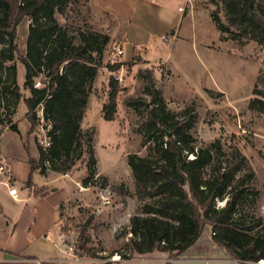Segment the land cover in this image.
<instances>
[{
	"label": "trees",
	"instance_id": "1",
	"mask_svg": "<svg viewBox=\"0 0 264 264\" xmlns=\"http://www.w3.org/2000/svg\"><path fill=\"white\" fill-rule=\"evenodd\" d=\"M215 1L222 4L228 23L225 26L212 15L222 34L264 45V0ZM71 3L72 0H0V127L20 133L12 119L21 101L28 110L29 134L38 125L39 108L43 109L44 122L51 127L49 148L38 147L39 160L29 159V187L33 186L34 174H46V163L53 172L67 175L79 161L85 162V154H90L93 164L96 161L95 130H83L82 122L110 36L73 24L63 26L57 14L66 16ZM25 19L31 24L27 53L22 55L17 39L18 27ZM17 61L25 67L24 89L29 90L28 97L18 84ZM144 75L149 79L148 95L153 100L143 124L142 147L148 154L128 156L135 196L144 206L141 214L130 219V253L118 255L130 260L158 251L176 259L194 246L205 226L210 225L215 243L232 258L243 264L264 261V237L254 234L262 220L236 218L239 200L250 195L258 197L252 185L255 173L247 158L235 146L225 159L220 141L210 148L196 149L191 132L195 110L172 115L152 71L139 72L140 77ZM41 77L45 80L40 83L42 87H37L36 79ZM114 83L112 79L110 104L103 108L106 121H112L116 113ZM253 95L249 110L264 115V72L257 78ZM128 104L132 106L133 102ZM36 194L47 193L42 188ZM219 200L225 202L224 207H217Z\"/></svg>",
	"mask_w": 264,
	"mask_h": 264
},
{
	"label": "rangeland",
	"instance_id": "2",
	"mask_svg": "<svg viewBox=\"0 0 264 264\" xmlns=\"http://www.w3.org/2000/svg\"><path fill=\"white\" fill-rule=\"evenodd\" d=\"M192 1L195 7L209 10L211 17L215 14L221 24L228 26L221 3L215 0ZM93 18L94 13L87 0H72L66 16L57 14V19L63 26L73 24L85 31L108 35V27L92 24ZM30 24L25 19L18 27L17 42L22 55L27 53ZM194 34L207 47L205 51L196 50L184 41L182 57L178 58L177 70L180 77L174 79L168 91L169 95L180 101L164 97L167 111L180 116L188 109L195 110L196 121L191 132L195 137L196 149L210 148L220 141L225 159L235 146L247 158L248 165L255 173L252 185L257 190L258 197L250 195L239 200L236 218L261 219V226L254 234L264 237V115L249 110L257 78L264 72V45L231 34H222L209 13L194 27ZM165 39L169 40L168 37ZM123 43L119 37L113 40L110 37V43L102 57V67L91 88L89 100H92L82 125L83 130H95V164L90 154H85L84 163L79 161L71 172L61 175L50 170L49 163H46L48 171L45 175L50 177L55 188L61 187L67 196L62 205L61 231L65 235L63 246L67 250L66 254L73 260L111 262L117 256L121 260L118 253H130V219L141 214L144 206L135 196L128 156L135 153L140 156L148 154L146 148L142 147L143 124L153 100L148 95L150 82L147 75L140 77V71L135 75L131 72V67L139 62L137 57L126 64L122 74V56L116 55V48H123ZM130 55L131 51L128 49L124 58ZM16 65L21 67L19 86L23 95L28 97L30 92L24 89L25 67L20 61ZM116 66L120 68L114 70ZM156 69L160 79L158 82L154 79L155 85L164 93L170 74L164 65H158ZM147 71L151 70H143L145 74ZM152 73L154 78V72ZM112 79L116 82L117 108L113 120L106 121L103 108L110 104ZM44 80V77L36 79V86L42 87L40 83ZM201 87L208 89L204 99L196 98L182 103L195 94L199 95ZM129 102H133V105L130 106ZM27 111V106L22 101L12 119L14 124H19L23 133H27L31 126L26 118ZM37 116L38 125L32 134V140L37 147L47 150L51 142L48 136L51 127L44 122L42 108L37 110ZM5 129L8 128L0 127L2 131ZM17 146H12L14 151L11 155L16 162H20L21 153L25 151ZM0 165L5 167V173L0 177L11 178L2 158ZM91 169H94L93 174L90 173ZM224 205L225 202L221 200L217 202L218 208ZM212 238L214 239L213 235ZM61 263L70 264L68 261Z\"/></svg>",
	"mask_w": 264,
	"mask_h": 264
},
{
	"label": "crops",
	"instance_id": "3",
	"mask_svg": "<svg viewBox=\"0 0 264 264\" xmlns=\"http://www.w3.org/2000/svg\"><path fill=\"white\" fill-rule=\"evenodd\" d=\"M87 4L94 13L92 24L108 27L107 33L112 40L115 37L123 40L122 74L126 64L137 57L139 62L131 67L132 74L150 69L158 82L160 76L156 67L164 65L170 75L163 95L180 101L169 95L168 91L174 79L180 77L177 68L178 58L182 57L184 50L183 43L186 40L188 46L205 51L207 46L195 36L194 27L207 13L212 19L210 11L195 7L193 1L187 4L181 0H87ZM181 7H186V11L181 12ZM167 37L169 40L165 39ZM128 49L131 55L124 58ZM200 91L199 95L195 94L182 103L196 98L204 99L208 89L201 87ZM18 129L19 134L5 129L0 136V158L11 177H0V264H62L63 261L70 264H243L219 248L212 238L210 225L205 226L195 245L176 259H171L169 253L158 251L111 262H85L68 258L63 246L65 235L61 231L62 205L67 199L66 193L61 187L55 188L48 175H40L39 172L34 174L33 186L27 185L31 172L29 159L32 157L38 161L40 155L32 134H29L31 126L27 133L22 132L19 124ZM7 138L9 141H6ZM13 145H19L25 151L21 153L20 162H16L11 155ZM42 188L47 194L37 195L36 192ZM11 189L17 190V198L10 195Z\"/></svg>",
	"mask_w": 264,
	"mask_h": 264
},
{
	"label": "built area",
	"instance_id": "4",
	"mask_svg": "<svg viewBox=\"0 0 264 264\" xmlns=\"http://www.w3.org/2000/svg\"><path fill=\"white\" fill-rule=\"evenodd\" d=\"M187 4H190L192 2V0H181ZM180 11L181 12H185L186 11V7H181L180 8ZM124 54V50L121 46H117L116 48V55L117 56H122ZM121 80V78H119ZM38 87V85H37ZM5 173V167L4 166H1L0 165V175H3ZM10 195L13 197V198H16L17 197V190L16 189H11L10 190ZM214 236V234H213ZM115 261V260H114ZM262 261L258 262V264H261Z\"/></svg>",
	"mask_w": 264,
	"mask_h": 264
},
{
	"label": "bare ground",
	"instance_id": "5",
	"mask_svg": "<svg viewBox=\"0 0 264 264\" xmlns=\"http://www.w3.org/2000/svg\"><path fill=\"white\" fill-rule=\"evenodd\" d=\"M16 198H17V197H16ZM114 260H120V258L117 256V257L114 258ZM261 263L264 264V261H262Z\"/></svg>",
	"mask_w": 264,
	"mask_h": 264
}]
</instances>
